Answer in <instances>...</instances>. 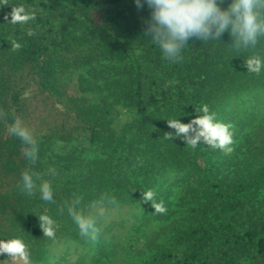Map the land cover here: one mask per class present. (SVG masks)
I'll return each instance as SVG.
<instances>
[{
    "label": "trees",
    "instance_id": "trees-1",
    "mask_svg": "<svg viewBox=\"0 0 264 264\" xmlns=\"http://www.w3.org/2000/svg\"><path fill=\"white\" fill-rule=\"evenodd\" d=\"M19 5L35 19L7 23L4 17ZM149 18L147 4L138 9L135 0L0 3V240L22 238L30 262L47 263L55 239L91 242L79 234L65 201L81 196L86 214L108 193L117 204L136 205L142 225L167 223L146 240L143 264H264V70L256 75L245 66L253 55L264 59V39L241 52L230 49L228 32L221 41L192 39L173 63L145 35ZM39 95L73 124L35 135L32 164L8 128ZM205 104L233 125L230 154L164 138L175 132L167 120L189 123ZM26 168L51 182L54 203L41 201L38 187L34 196L20 190ZM50 168L55 175L47 174ZM171 173L181 185L174 199V184L164 186ZM149 189L165 212L142 200ZM41 214L56 221L54 239L43 237ZM7 260L0 255V264Z\"/></svg>",
    "mask_w": 264,
    "mask_h": 264
},
{
    "label": "clouds",
    "instance_id": "clouds-1",
    "mask_svg": "<svg viewBox=\"0 0 264 264\" xmlns=\"http://www.w3.org/2000/svg\"><path fill=\"white\" fill-rule=\"evenodd\" d=\"M3 6L8 5V0H0ZM147 4L150 9V18L146 21L145 35L151 38L169 62H180L182 51L189 45V41L196 39L202 43L209 41H221V37L228 32L231 37L230 49L241 52L255 49L264 39V0H231L226 8L221 7L224 0H135L138 9ZM8 15L11 20H8ZM4 17L7 23L27 24L35 19V13L24 5L12 6L11 12ZM29 35L34 33L29 32ZM13 50H18L21 45L15 40L11 42ZM247 72L259 75L264 70V59L259 55L246 58ZM199 114L189 123H181L179 119L167 120L172 132L166 133L164 138L172 140L174 137L182 138L186 145L195 150L200 142H203L212 150H220L225 154L233 151L234 133L233 125L217 120L216 113L210 111L208 105L195 108ZM4 112L0 110V118ZM11 135L19 138L23 144L22 151L30 163L34 164L38 159V143L31 130L24 126L19 118L9 126ZM48 175H55V169H49ZM39 181V185H37ZM20 190L29 196H34L38 187L40 200L46 203H54L53 188L51 182L42 179V174L25 169L21 173ZM156 193L149 189L142 192V200L151 206L156 213L166 211L162 203L155 202ZM81 196L74 194L73 199L65 201L69 216L79 229L82 237L95 239L98 233L93 216L85 215L79 206ZM107 202L116 205L115 196L108 193L101 194L99 200L94 202L100 205ZM60 212H63L61 207ZM39 227L43 237L54 239L58 225L47 214L38 216ZM7 254L12 264H30V250L22 238L0 240V255ZM8 264V260H7Z\"/></svg>",
    "mask_w": 264,
    "mask_h": 264
},
{
    "label": "rangeland",
    "instance_id": "rangeland-1",
    "mask_svg": "<svg viewBox=\"0 0 264 264\" xmlns=\"http://www.w3.org/2000/svg\"><path fill=\"white\" fill-rule=\"evenodd\" d=\"M69 89L70 92L75 90V82ZM19 119L31 130L33 136L59 130L61 127L70 129L73 124L47 95L30 99ZM164 179V186L174 184L173 199L181 195V185L175 184L178 177L174 173ZM100 208V205H93L85 214L94 217L99 230L95 239L90 238L89 244L55 239L49 245L48 262L30 264H143L149 257L148 253L143 252L146 240L167 223L142 225L136 205L104 203L102 212ZM99 235L103 237V249L98 245ZM8 264L12 262L9 261Z\"/></svg>",
    "mask_w": 264,
    "mask_h": 264
}]
</instances>
